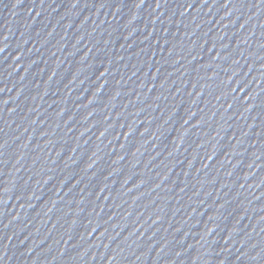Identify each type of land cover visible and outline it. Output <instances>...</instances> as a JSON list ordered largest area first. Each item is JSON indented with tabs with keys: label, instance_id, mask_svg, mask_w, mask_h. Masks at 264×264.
Here are the masks:
<instances>
[{
	"label": "water",
	"instance_id": "1",
	"mask_svg": "<svg viewBox=\"0 0 264 264\" xmlns=\"http://www.w3.org/2000/svg\"><path fill=\"white\" fill-rule=\"evenodd\" d=\"M157 2L0 0V264H264V3Z\"/></svg>",
	"mask_w": 264,
	"mask_h": 264
},
{
	"label": "snow or ice",
	"instance_id": "2",
	"mask_svg": "<svg viewBox=\"0 0 264 264\" xmlns=\"http://www.w3.org/2000/svg\"><path fill=\"white\" fill-rule=\"evenodd\" d=\"M205 3H207V0H205ZM228 3H231V0H228ZM261 3H264V0H261ZM157 6L159 7V0L157 2ZM227 6V4H225ZM0 51H3V49H0Z\"/></svg>",
	"mask_w": 264,
	"mask_h": 264
}]
</instances>
